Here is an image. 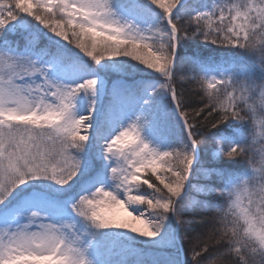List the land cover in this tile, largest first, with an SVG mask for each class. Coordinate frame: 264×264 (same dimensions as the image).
Instances as JSON below:
<instances>
[{"label":"snow or ice","instance_id":"obj_1","mask_svg":"<svg viewBox=\"0 0 264 264\" xmlns=\"http://www.w3.org/2000/svg\"><path fill=\"white\" fill-rule=\"evenodd\" d=\"M258 158L264 0H0V264H264Z\"/></svg>","mask_w":264,"mask_h":264},{"label":"trees","instance_id":"obj_2","mask_svg":"<svg viewBox=\"0 0 264 264\" xmlns=\"http://www.w3.org/2000/svg\"><path fill=\"white\" fill-rule=\"evenodd\" d=\"M193 2H206V3H213L214 0H193ZM19 39V37H16ZM223 52L224 55H231L241 62L247 63L249 57L246 53L241 52L239 49H232V50H221L217 45H205L202 41L191 40L186 42L184 47L181 49V55H192L193 53H203L205 56H219ZM198 70L195 64L193 63H186L178 68L176 73V79L179 82V86L183 88L185 93L190 97L191 100L198 102L201 97L203 96V90L199 87L198 79L199 76L197 74ZM194 107H201L202 105L199 103H194ZM226 125L229 128H238V122H226ZM252 127L249 125V134L251 135ZM207 135V134H206ZM206 155L210 156V153H206ZM235 168L240 171L244 172L247 169V164L243 161H237L235 163ZM198 180L193 179V184H197ZM203 183V180L199 181ZM202 199L201 194L197 193L195 189L189 194L188 203L195 208V204L192 203L193 201H200ZM209 201L212 203H219L217 199V194H212L209 197ZM199 213L196 215L195 224L198 226H202L205 223V219L209 215H214L215 211L212 210L211 212L203 207L196 209ZM184 254L186 260L191 262L192 259V250L191 246L188 243V238L185 237L184 240Z\"/></svg>","mask_w":264,"mask_h":264},{"label":"clouds","instance_id":"obj_3","mask_svg":"<svg viewBox=\"0 0 264 264\" xmlns=\"http://www.w3.org/2000/svg\"><path fill=\"white\" fill-rule=\"evenodd\" d=\"M258 166H264V160H261L260 158L257 159Z\"/></svg>","mask_w":264,"mask_h":264}]
</instances>
